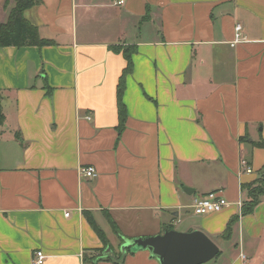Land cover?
I'll use <instances>...</instances> for the list:
<instances>
[{
  "label": "crops",
  "instance_id": "1",
  "mask_svg": "<svg viewBox=\"0 0 264 264\" xmlns=\"http://www.w3.org/2000/svg\"><path fill=\"white\" fill-rule=\"evenodd\" d=\"M118 1L40 0L23 15L49 43L0 47V264H159L120 247L167 226L210 236L213 264H264V197L240 213L264 166V0ZM213 190L228 204L193 214Z\"/></svg>",
  "mask_w": 264,
  "mask_h": 264
},
{
  "label": "trees",
  "instance_id": "2",
  "mask_svg": "<svg viewBox=\"0 0 264 264\" xmlns=\"http://www.w3.org/2000/svg\"><path fill=\"white\" fill-rule=\"evenodd\" d=\"M14 5L9 10L8 19L6 22H0V47L7 46H42L49 43L48 40L40 38L38 35V30L32 25L28 19L23 15L24 10L28 7L36 5L40 0H13ZM128 59L127 70L131 67V58L126 56ZM122 79V78H121ZM121 92V87L119 88V95ZM5 96V90L0 88V136L5 123L4 113H3V99ZM119 109L121 114H123V106L121 101L119 102ZM17 137L21 139L20 133H17ZM259 147H264V140H259L255 143ZM246 189V199L243 200L240 208L241 214L250 213L254 206L261 201V198L264 197V166L259 170V176L252 183L244 185ZM86 219L94 228L95 232L99 235L103 246L105 247L108 244L105 234L97 226L95 220L92 216L85 212ZM111 227L115 233H118L117 227L112 219L109 218ZM172 228V226H167V229ZM230 229V224L227 226L226 232L221 236L222 238L228 236ZM129 250V248H127ZM220 253V251H219ZM219 253L217 255H219Z\"/></svg>",
  "mask_w": 264,
  "mask_h": 264
},
{
  "label": "water",
  "instance_id": "3",
  "mask_svg": "<svg viewBox=\"0 0 264 264\" xmlns=\"http://www.w3.org/2000/svg\"><path fill=\"white\" fill-rule=\"evenodd\" d=\"M187 190V188H184ZM123 252L147 250L159 264H204L219 253V246L199 229L178 231L165 229L161 234L122 238Z\"/></svg>",
  "mask_w": 264,
  "mask_h": 264
},
{
  "label": "built area",
  "instance_id": "4",
  "mask_svg": "<svg viewBox=\"0 0 264 264\" xmlns=\"http://www.w3.org/2000/svg\"><path fill=\"white\" fill-rule=\"evenodd\" d=\"M119 3H123L124 0H119ZM245 37L242 34V26L241 24L235 25V32H234V38L231 42V45L234 46V44L245 41ZM241 166L243 168V171L245 172H252L250 166L248 165L247 161L245 159L241 160ZM79 172L81 175L86 177H94L96 174L95 168L90 166L86 168H80ZM191 209L193 214L196 215H206L210 212H218L223 209L224 206L228 204L227 199L224 195H222L221 190H213L209 191L208 193L200 196H194L192 199ZM67 215V213H66ZM241 259H244V255L240 254ZM45 258V255L42 250H36L34 257H33V264H42L43 260ZM249 264V263H245Z\"/></svg>",
  "mask_w": 264,
  "mask_h": 264
},
{
  "label": "rangeland",
  "instance_id": "5",
  "mask_svg": "<svg viewBox=\"0 0 264 264\" xmlns=\"http://www.w3.org/2000/svg\"><path fill=\"white\" fill-rule=\"evenodd\" d=\"M180 227H182V226H180ZM180 227H179V228H180ZM213 260H215V259L212 258L209 262L204 263V264H213V262H214Z\"/></svg>",
  "mask_w": 264,
  "mask_h": 264
}]
</instances>
